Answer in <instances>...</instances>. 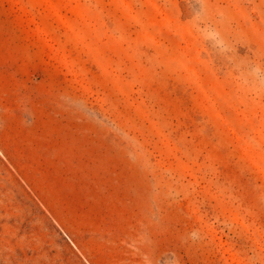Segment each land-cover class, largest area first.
Returning <instances> with one entry per match:
<instances>
[{
    "label": "rangeland",
    "instance_id": "rangeland-1",
    "mask_svg": "<svg viewBox=\"0 0 264 264\" xmlns=\"http://www.w3.org/2000/svg\"><path fill=\"white\" fill-rule=\"evenodd\" d=\"M264 264V0H0V264Z\"/></svg>",
    "mask_w": 264,
    "mask_h": 264
},
{
    "label": "bare ground",
    "instance_id": "bare-ground-1",
    "mask_svg": "<svg viewBox=\"0 0 264 264\" xmlns=\"http://www.w3.org/2000/svg\"><path fill=\"white\" fill-rule=\"evenodd\" d=\"M66 264H70L71 262H68L67 260H65ZM89 263L92 264V262L89 260Z\"/></svg>",
    "mask_w": 264,
    "mask_h": 264
}]
</instances>
